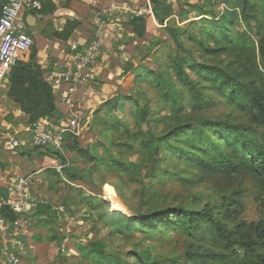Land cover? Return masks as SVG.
<instances>
[{
  "label": "rangeland",
  "instance_id": "1",
  "mask_svg": "<svg viewBox=\"0 0 264 264\" xmlns=\"http://www.w3.org/2000/svg\"><path fill=\"white\" fill-rule=\"evenodd\" d=\"M194 1L190 0V2ZM204 2L206 3V0ZM210 2L212 5H204V8L213 10L217 14L226 7L223 3L215 5L213 0ZM240 2L241 0H229L227 4L238 6ZM50 3L55 5L54 0H42V10L39 11L51 14L44 19L41 18L49 27L55 24L52 17L54 10ZM250 3L254 4L253 26L260 25V31L258 37L253 36L247 42H242L240 34L244 26L239 22L238 16L237 26L232 27V33L234 42L245 44L240 51L211 53L204 49L208 46H201L196 41H192L194 38L186 36L178 37L180 48L157 50L146 48L148 49L146 55L145 51L140 52L138 48V53L141 54L142 61L148 68L154 69L160 75L163 72L167 74L169 85L173 93L178 95V102L182 106L177 112L170 111L164 102H156L157 96L161 94V87L155 83L149 86L146 81H137L135 77L131 86L125 85L126 89L123 90L126 96H132L135 92L142 95L140 103L149 108L150 119L148 118L146 125L150 123L152 135H164L181 124L189 126L190 123H202L205 120L216 121L219 124L230 122L233 124L234 132L230 140L231 144H226L225 147L223 141L219 140L216 155L208 159L203 154L194 153L196 152L194 147L199 141L197 136L191 134L183 136L181 133L174 139L175 133H173L171 146L179 150L175 149L171 152L166 149L158 154L152 149L142 148L141 156V147H134V140L128 143L129 133H124L121 139L128 145L114 146L113 150L117 155L120 154V157L131 162L133 168L129 172L122 170L118 173L107 171L103 165L97 167L83 164L78 156L65 155L68 159L73 158V166L78 168L79 173L86 179L85 186H82L84 189H79L75 186H67L63 181L64 186L55 176L52 174L50 176L52 199L64 204L68 216L72 218L70 224L61 225L55 222L52 225L58 241L53 248V253L57 256L54 264L56 262L99 264L92 260L87 247L88 242L95 239L105 242L107 258L103 264H253L256 259L263 256L264 251L259 245V238L253 227L260 221L264 222V172L260 173V170L264 169V116L252 111L251 108L252 94L257 88H261L260 103L264 107V56L259 54V40H264V0H260L259 4L255 0H250ZM112 21L117 23L114 20L107 22ZM186 22L188 20L179 19L178 8L174 5L171 17L166 23L181 31ZM196 22L193 21V24ZM154 28L153 20H147L148 34ZM52 29L48 28L45 34L51 41L56 42L57 38L53 35L55 27ZM160 35L165 34L162 31ZM74 38L77 40L76 36ZM32 39L33 45L26 53V61L19 63L30 61L35 48V38L32 36ZM94 39L89 38L91 41ZM168 41L169 46L172 47L173 43ZM224 41L227 42V39L224 38ZM221 46L223 43L209 45L210 48ZM226 47L229 48V45ZM133 50L134 48H116L120 58ZM175 55L178 58L179 69L172 65ZM180 61L182 62L179 63ZM120 64L123 65L124 62ZM214 67L218 70L216 84L211 81L213 78L210 74V68ZM175 70L188 77L195 85L199 105L192 99L194 89L190 86L183 87L176 78ZM208 71L209 75H207ZM223 76L229 80H236V86L245 94L233 96L231 103L226 102L224 95L228 93L229 87L224 86ZM16 88L20 91V86ZM9 93L10 83L9 78H6L0 90V141L9 142V150L13 151L18 150L19 146L11 145L10 138L22 139L25 144L27 137L23 135L25 130L14 133L11 128L17 126L24 129L30 127L31 123L28 122L29 116L22 111ZM25 97L23 104L30 112L38 111L45 106L44 93L40 99L41 105L37 101L39 96L37 98L34 92ZM141 105L137 106L139 110ZM129 106L130 103L125 104L126 109ZM128 120L132 126V120L129 118ZM193 126L195 128L196 124ZM142 127L145 129L144 124ZM93 128L99 133L101 125ZM124 128L126 127L123 126L121 130ZM111 134L115 136L116 141L119 139L118 135H121L114 131ZM91 137L89 131L83 132L79 137L81 145L88 144ZM102 139L105 141V137ZM183 154L189 155L188 158L191 159L194 155L196 158L200 156L199 160L203 161V164L176 157ZM252 162L256 164L257 175H252L245 169L247 164ZM228 164L231 167H227ZM68 188L72 191L69 195H67ZM74 188L77 190L76 193H73ZM84 194L93 198L101 196L100 199L106 201L103 208L108 211H116L112 209L114 204L117 209L122 210L118 212L128 217L138 216L136 222L139 224L130 234H113L110 227L96 217L94 211L91 212L84 206L82 199ZM161 208H184L191 212H207L209 219L202 218L196 226L192 225L186 229L180 225V219H177L174 213L168 214L169 217L160 221L153 217H148L146 220L143 218L145 214ZM216 224L230 234L232 241L239 242L242 238L246 240L250 238L251 243L245 247L237 243L232 244L219 233ZM61 232L65 233L68 239L67 243H63L64 252L61 251L60 237H64ZM35 264L41 263L35 262Z\"/></svg>",
  "mask_w": 264,
  "mask_h": 264
},
{
  "label": "trees",
  "instance_id": "2",
  "mask_svg": "<svg viewBox=\"0 0 264 264\" xmlns=\"http://www.w3.org/2000/svg\"><path fill=\"white\" fill-rule=\"evenodd\" d=\"M39 1L42 2V0ZM204 1L205 0H201L199 2V0H195L194 2H190V0H177L179 19H181V21L188 20L183 30L180 31L179 28L176 29L174 26L165 23V19L169 17L172 13V5L166 4L165 0H153L155 11L154 16L156 18V21L160 25H164V23L166 24L164 29L168 34V39L159 40L155 43V45H158V47L150 49L157 50L158 48H180L181 43L178 37L186 36L188 38H194L192 41H196V43L201 46H208V48L204 49L211 53H223V51L236 50L240 51L243 49L245 44H238L237 42H234V37L232 33V27L237 26L236 19L238 16L240 18L239 22H242V25L244 26V30H242L240 34L242 42H247L253 36L258 37L260 25H256L255 27L253 26V22L255 19H253L252 17V8L254 7V4H251L252 2L250 3V0H241L238 6H235L233 4H227L229 0H213L215 5L217 3H223L226 6L225 9H223L219 14L214 13L213 10H206L204 8V5L210 6L212 4L210 0H206V3ZM255 1L257 4L260 3V0ZM41 9L42 6L40 10ZM238 13H240V15H238ZM189 15H191V17H187ZM195 18L197 20H193ZM193 21L197 22L193 24ZM146 23L147 20L143 16L133 17V19L129 22V25L132 27L133 33L136 35V37L142 38L145 35ZM79 25L80 22L77 20H68L65 23L64 28L61 31L55 32L54 36L57 39L67 41L70 35L75 31L76 28L79 27ZM223 37L227 39V42L224 41ZM196 38H198L199 40H197ZM168 40L173 43L171 44L173 45L172 47L169 46L170 43ZM211 43H223V46H221L220 48H210L209 45ZM263 43L264 40L260 39L259 54H261L262 57L264 56ZM226 45H229V48H227ZM36 54L37 52L34 48L33 53L30 56V61L26 63L18 62L15 66L11 68L7 76V78H9L10 83L9 94L13 98V100L19 104L22 111L29 116L28 122L31 124H33L40 118H47L52 120L56 112L52 87L45 80L43 76V71L36 62ZM146 54H148V49H145V55ZM173 59L172 65L179 69L178 58H176V55L175 61H173ZM181 62L182 61H180L179 63ZM130 69H132L131 65L126 68L127 71ZM210 74L213 80H209H211L213 84H216L215 78H218V70L216 69V67L210 68ZM175 75L176 78L183 85V87L190 86L192 89H194V94H192L194 98L192 97V99L197 103L199 96L197 94L195 85L192 84L191 80L188 77L183 76V74L179 73L177 70H175ZM207 75H209V71ZM222 78L225 79L224 86L229 87L226 96L224 95V92L221 91L224 95L226 102L231 103V101H233L234 99L233 96H240L245 94V92L241 91V88H238L236 86V80H229L225 76H223ZM136 80H142L144 82L146 81L149 86H152L155 83V85L161 87V94L159 95V97L157 96L156 102H164L168 106L170 111L177 112L179 109H181L182 106L179 104L177 99L178 95L176 93H173L174 91L169 85V78H167V74L165 72L160 75L154 69H150L146 65H142L139 66L136 70ZM17 86H20V91L16 88ZM33 92L35 93V95H37V98L39 96V99L37 100L39 105H41L40 99L41 97H43L44 93L45 106L38 111L30 112L25 106V104H23V101L26 98L25 96H27L28 94H32ZM260 92L261 88H257L255 92H253L251 110L264 116V107L260 103ZM141 96L142 95L140 93L135 92L132 96H124L122 98L123 100L119 101L116 99H111L103 104L104 107H107V112L96 120L97 123L101 125L100 135L102 136V138L105 137L104 143H99L102 144L104 150L106 151L105 156L97 155L96 149L91 152L88 148H82L79 142L77 141V138L70 134L64 135L63 147H67L69 151L75 152L79 157L83 158L84 160H87L88 162L95 161L94 165H96L97 167L103 165V167L107 171L118 173L122 172V170L125 172H129L133 168V164L131 162L126 161L124 158L120 157V154L117 155L113 150L114 146L125 147L128 145L127 143H125V141L123 142L121 139L124 136L122 135L124 133H129L130 137L128 138V143L131 140H134V147H141V156L143 151L142 148L152 149L154 150V153L158 154L162 150L166 149L171 152L175 151V149L179 150V148H173L171 146V138H173V133H175L174 139L178 134L181 133H183V136L190 134L197 136L199 138V141L194 147L196 151L194 153L198 152V155L203 154L208 159L216 155V149L218 145L217 142L219 140L220 142L223 141L222 143L225 145V147L227 146L226 144H231L230 140L234 136V132L233 124L230 122H220L219 124L216 121L205 120L202 123H190L189 126H187L186 124H181L161 136L152 135L150 130V123L148 125L149 127L146 125L148 123V118L150 119L149 108L148 106L144 107V104L141 105ZM126 103H130L128 110L125 109ZM140 105L141 110L137 108V106L140 107ZM200 105L202 104L200 103ZM117 112H120L122 117L117 116ZM128 118L132 120V126H130ZM143 124L145 125V129L142 127ZM193 124H196L195 128ZM123 126H125L126 128H124V130H121ZM235 129L239 130V128ZM113 131L119 132L121 134L118 135V141H116L117 139H115V136L111 134V132ZM45 150L50 151V154L59 159L61 164H64L65 160L61 151L54 150L51 148ZM176 157L185 159V161L191 159L188 158L189 155L187 154L179 155ZM197 158L194 155L193 159L191 160L196 161L198 164H203V161L199 160L200 156H198ZM255 165L256 164L252 162L250 164H247L245 169L248 173L252 175H257ZM227 167H231L230 164H228ZM61 171L71 179H82L83 181L86 179L82 175L72 174L73 171L68 170L65 167H62ZM262 172H264V169L260 170V173ZM6 198L7 191L4 187L0 186V199L4 201L6 200ZM82 199L83 203L87 206V208H89L91 212L94 211L96 213V217L98 219L100 218V220L103 221L106 226L110 227V229L114 232L113 234H130L139 224H137L136 222V219L139 218L138 216L128 217L122 214L121 212H118L122 210L117 209L114 204H112V209L116 211H108L106 208H103L106 201L100 198H93V196H87L83 197ZM48 210L49 209L47 206H40L38 208L39 213L47 214L49 213ZM173 213L177 216V219H180V225L185 228H189L192 225L196 226L202 218L209 219L207 212H191L187 211L184 208H161L158 210L151 211L148 214H145L143 218L146 220V218L148 217H153L154 219L160 221L161 219L169 217L168 214L172 215ZM0 214L9 222H13L19 217L8 206L4 204H2L0 207ZM216 227L219 233L223 235L225 239L230 241L232 244L237 243L245 247L246 245L251 243L250 238L248 240L242 238V241L239 242L238 240L232 241L230 238V234L226 232V230H224L219 224H216ZM253 228L257 234V237L259 238V245L262 246V250L264 251V222L260 221ZM87 247L88 253L91 256L92 260L99 264H103V262H105L107 254L105 252V242L103 240H91L88 242ZM253 264H264V254L262 257L256 259V262Z\"/></svg>",
  "mask_w": 264,
  "mask_h": 264
},
{
  "label": "crops",
  "instance_id": "3",
  "mask_svg": "<svg viewBox=\"0 0 264 264\" xmlns=\"http://www.w3.org/2000/svg\"><path fill=\"white\" fill-rule=\"evenodd\" d=\"M111 1L54 0V6L50 3V6L54 10L52 17L55 20L54 26L51 27L46 26L47 24L44 23V20H41V18L44 19L48 15L51 16V14L39 12L42 9L21 12V18L25 22L28 34L35 38L36 62L42 71L48 63H52L53 61H57L59 64L63 63L70 50L68 48L69 42L76 40L74 36L77 37V41L81 44L90 43L91 40L89 38H95L96 30L99 28L102 30L101 41L104 63L98 66L91 74L90 81L76 88L72 97L71 106L60 101L64 85L52 89L56 112L54 118L51 120L56 126L67 128L69 132L66 134L76 137L82 148H88L91 152L96 149L97 155L99 156H105L106 151L102 144H99L104 143V140L100 135L101 128H99V133H97L93 127L100 125L96 119L107 112V107H104L103 104L111 99L123 100L122 98L126 96L123 93V90L126 89L125 85H129L130 87L131 82L136 77L138 67L146 65L142 61L141 54L138 53V48H140V52H144L146 48H157L158 45H155V43L159 40L168 39V34L164 27L166 25L165 23L171 17V15L167 17L164 25H160L154 16L153 0H125L131 12L122 16L113 15L109 18L106 15V11ZM115 1L120 2V0ZM165 2L166 4L172 5V11L174 10V5L177 7V0H165ZM41 6L42 2L40 1V8ZM140 8H146L150 11V15L145 16L146 20L152 19L155 24L153 31L148 34L146 23L145 35L142 38L136 37L132 27L129 25L133 17H137L134 12H138ZM68 20H77L81 25L75 29L67 41L56 39L57 41L55 42L46 36L45 32L48 28L54 29L55 27V30L52 29L54 35L55 32L61 31L64 28ZM110 20H114L117 23H113V21L108 23L107 21ZM162 31L165 34L164 36L160 35ZM116 48H134V50L120 58V53L116 52ZM20 61H26V54L21 57ZM123 62V65L120 64ZM129 65L132 66V69L127 71L126 68ZM116 115L122 117L120 112H117ZM11 129L14 133L25 130L23 135L27 137L26 143L20 146L18 150L10 151V143L0 141V169L6 176L16 174L30 176L32 192L35 195V202L30 205L28 211L23 216L24 224L21 229V237L26 243L27 250L18 264H35V262L54 264L57 261V256L56 254L54 255L53 248L55 244H58V241L55 238L52 225L55 222L61 225L70 224L72 218L68 216V211L64 204L57 203L52 199L53 193L50 192V176L52 174L59 181H62V184L64 181L67 183V186L84 189L82 186H85V181L82 179H71L61 171V168L65 167L68 170H72V174L81 175L78 168L72 164L73 158L68 159L65 156L67 154L71 155V157L78 155L75 152L69 151L67 147H63L61 153L65 162L61 164L59 159L50 154V151L35 149V147L32 149L33 146L31 145L28 127L23 129L13 126ZM86 130L89 131L92 137L87 142L88 144L82 146L79 137ZM79 158L83 164H95V161L88 162L81 157ZM65 183L63 184L64 186ZM0 186L3 187V184L0 183ZM69 189L71 188H68L67 195L72 193ZM64 192L66 193V191ZM76 192L77 190L74 188L73 193ZM82 197H87V194H84ZM100 197L98 196V198ZM40 206H47L49 213H39L38 208ZM84 206L87 208L85 204ZM61 233L64 236L60 237V241L62 240L61 251L64 252L65 248L63 243H67L68 239L65 233ZM52 261L54 262L51 263ZM56 264L59 263L56 262Z\"/></svg>",
  "mask_w": 264,
  "mask_h": 264
},
{
  "label": "built area",
  "instance_id": "4",
  "mask_svg": "<svg viewBox=\"0 0 264 264\" xmlns=\"http://www.w3.org/2000/svg\"><path fill=\"white\" fill-rule=\"evenodd\" d=\"M40 9L39 0H0V90L11 68L15 66L33 45V39L26 30L21 18L22 11ZM131 10L125 0H112L106 15H124ZM135 16H149L150 11L140 8ZM146 18V17H145ZM102 30H96V37L90 43L81 44L77 40L69 42V53L62 64L57 61L48 63L43 68V76L52 89L64 85L60 101L72 105V97L76 88L90 81L91 74L104 63L101 41ZM32 146L39 149L61 151L64 135L69 130L56 126L50 119L40 118L28 127ZM75 134V133H73ZM11 145L22 146V139L10 138ZM0 183L7 191L6 200L0 199L19 217L13 222L7 221L0 214V264H18L25 255L27 246L22 239L21 229L23 216L30 205L35 202L30 176L16 174L6 176L0 169Z\"/></svg>",
  "mask_w": 264,
  "mask_h": 264
}]
</instances>
